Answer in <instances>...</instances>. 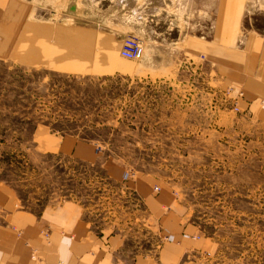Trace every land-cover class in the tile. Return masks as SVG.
<instances>
[{
	"label": "rangeland",
	"instance_id": "obj_1",
	"mask_svg": "<svg viewBox=\"0 0 264 264\" xmlns=\"http://www.w3.org/2000/svg\"><path fill=\"white\" fill-rule=\"evenodd\" d=\"M26 1L45 22L40 26L99 35L96 28L108 27L137 37L144 52L138 60L116 55V63L122 58L132 65L129 71L111 61L112 46L101 56L113 71L0 62V183L19 205L38 211L72 199L94 224L120 227L131 245L155 254L172 237L159 236L149 219L148 205L133 188L141 177L153 196L169 198L163 212L197 236L217 240L224 253L219 264H264V126L233 110L236 100L220 90L226 85L185 52L183 41L191 18L200 30L193 33L208 38L206 23L218 0ZM232 4L239 20L234 39L264 37V0ZM175 21L183 31H168ZM102 36L106 45L119 38ZM84 40L79 35L71 43L72 69L92 71ZM89 47L98 52L96 39ZM36 125L94 144L95 160L35 149L30 137ZM113 169L120 175L111 176Z\"/></svg>",
	"mask_w": 264,
	"mask_h": 264
},
{
	"label": "crops",
	"instance_id": "obj_2",
	"mask_svg": "<svg viewBox=\"0 0 264 264\" xmlns=\"http://www.w3.org/2000/svg\"><path fill=\"white\" fill-rule=\"evenodd\" d=\"M232 3L233 0L217 1L210 21L206 23V30H209L208 38L203 37L206 39L193 33L200 31L199 23L193 18L189 20L184 28L191 31L183 38L185 52L196 56L201 66L208 65L216 72L226 85L220 90L230 100H236L240 113L249 122L264 126V37L252 34L239 41L234 39L232 30L239 27V20ZM190 10L192 5L187 11ZM33 13L26 0H0V62L74 73L117 70L110 69L111 62L102 59L101 54L106 47L112 46L118 56L122 38L127 33L108 27L105 30L96 28L102 35L119 37L106 45L104 36L92 34L87 29L40 26L45 22L40 23ZM150 14L147 15L149 19L156 18ZM173 24L169 32L183 31L178 29L176 21ZM79 35L87 39L82 45L92 53V71L72 69L77 65L72 64L74 50L71 43ZM94 39L98 52L89 47ZM190 58H187L188 63H196ZM52 130L36 125L30 137L32 147L46 154L74 153L81 159L95 160L94 144L74 133ZM111 173L113 177L120 175L114 169ZM134 186L150 209L149 219L157 234L166 233L164 235L172 237L166 239L155 254L142 252L131 245L129 235L120 227L115 228L108 222L94 224L85 209L72 199L36 211L20 206L12 189L0 183V264H200L202 260L209 262L207 264H219L217 261L224 253L213 236L199 237L193 227L181 225L163 212L169 210V198L165 194L153 196L141 177Z\"/></svg>",
	"mask_w": 264,
	"mask_h": 264
},
{
	"label": "built area",
	"instance_id": "obj_3",
	"mask_svg": "<svg viewBox=\"0 0 264 264\" xmlns=\"http://www.w3.org/2000/svg\"><path fill=\"white\" fill-rule=\"evenodd\" d=\"M120 48V56L124 59L138 60L142 57L144 52L142 42L132 35H125V37L122 38ZM232 107L234 111L240 110L236 102H233ZM156 190H158V187H156Z\"/></svg>",
	"mask_w": 264,
	"mask_h": 264
},
{
	"label": "bare ground",
	"instance_id": "obj_4",
	"mask_svg": "<svg viewBox=\"0 0 264 264\" xmlns=\"http://www.w3.org/2000/svg\"><path fill=\"white\" fill-rule=\"evenodd\" d=\"M110 51H111V53H110V59H111V61H114V65H117V68H119V69H121V70H123V71H129V70H131V68H132V65H130V64H125V62H121L120 61V59H122V58H120L119 60H118V63H116L115 61H116V52L114 51V50H112V49H110Z\"/></svg>",
	"mask_w": 264,
	"mask_h": 264
}]
</instances>
